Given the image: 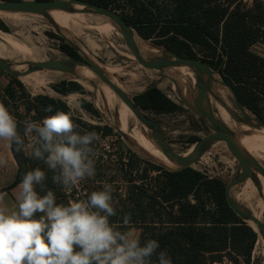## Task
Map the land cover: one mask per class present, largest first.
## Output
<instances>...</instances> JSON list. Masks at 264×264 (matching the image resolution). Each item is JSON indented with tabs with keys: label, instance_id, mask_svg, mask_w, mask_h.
<instances>
[{
	"label": "trees",
	"instance_id": "trees-1",
	"mask_svg": "<svg viewBox=\"0 0 264 264\" xmlns=\"http://www.w3.org/2000/svg\"><path fill=\"white\" fill-rule=\"evenodd\" d=\"M83 1L118 11L145 38H149L148 29L159 27L164 36L158 43L182 57L197 59L194 45L218 47L224 58L220 73L235 88L243 104L264 120V58L250 49L256 42L264 40V2L255 0L254 5L246 9L242 7V0ZM0 29L6 31L2 25ZM81 48L87 51L85 47ZM62 49L70 57H80L68 44L63 43ZM214 64L211 67H216ZM6 91L15 99L11 88H6ZM67 92L63 91L64 94ZM25 95V115L18 121L21 137L24 129L22 120L31 112L35 113L33 119L37 120L51 114L43 110L48 105H52L54 111L70 112L69 106L62 100L45 95ZM136 103L142 109L157 112L178 107L154 87L139 96ZM73 119L87 127L80 120ZM88 131L97 134L113 132L108 126L102 128L98 125L88 126ZM10 148L17 164V174L7 190L21 183L22 176L38 166L28 159L23 150L17 152L15 145ZM129 151V161L125 163L120 158L125 182L120 196L123 212H116L117 215L110 218L111 222L121 230L144 225L148 240L158 241V251L167 250L172 264H214L224 257L232 258V254L250 257L258 235L229 207L225 196L226 185L222 180L193 168L168 171ZM140 165L145 166V170L135 174ZM148 172L156 173L149 182ZM45 184L54 191L58 204H68L69 200L61 194V188L53 183L50 174H46ZM125 215L130 216L127 226L123 225Z\"/></svg>",
	"mask_w": 264,
	"mask_h": 264
},
{
	"label": "rangeland",
	"instance_id": "rangeland-1",
	"mask_svg": "<svg viewBox=\"0 0 264 264\" xmlns=\"http://www.w3.org/2000/svg\"><path fill=\"white\" fill-rule=\"evenodd\" d=\"M242 7H244L243 4ZM16 19H19V21H14ZM66 22L74 23L75 21L67 19ZM0 25L6 28V31L0 29L1 31L10 34L22 45L25 42L24 45L26 48H30V50L32 48L31 54L28 57H23L21 54L16 55V57L11 56L12 54L8 53V56L3 58L5 61L14 64V69L16 71L23 72L26 70L27 66L23 65L25 62H40L68 57L62 49L63 43L67 44V42L44 17L28 14H0ZM78 26L87 28L86 25L81 23H78ZM133 29L142 40H147L166 48L158 43L164 36V34L160 33L159 27L148 29L147 35L149 38L143 37L135 28ZM115 30L112 31V36L111 34L106 36L93 28L84 29L82 32L73 33V42L78 46L85 47L89 54L86 53V55L98 63L106 73L112 75L118 81L119 87L123 90L126 89V94L135 102L139 96L153 87L159 89L171 99L178 106L177 109L162 112H157L151 109H140L148 118L155 120L161 126L166 141L176 153L181 155L188 153L195 142L203 139L211 133L206 121L193 113L181 102L177 95L176 88L170 79L163 77L158 70H150L142 67L137 63L135 58L130 59L128 55L131 53L124 42L122 35L117 29ZM106 40H108L109 43ZM250 49L256 55L264 58V40L256 42ZM193 50L197 59L206 61L210 66L215 63L216 67L213 66V68L217 72H220V67L224 65V58L218 47L213 46L208 48L203 45H194ZM167 72L168 71L166 70L165 74L168 77L169 74ZM43 74L44 71H41L36 72L34 75L40 78H50L57 75L56 73H51L45 77ZM0 76L2 77V82H0V102L4 104L5 102L7 103L5 106L16 118L17 122L19 121V118L25 115V94H30L31 96L45 95L65 102L73 113V118L80 120L87 125V127H85L74 121L78 125L77 130L80 131L81 134L85 131L89 132L88 126L90 125H98L102 128L108 126L113 130L111 133H106L104 131L98 133L100 140L94 142L92 145L95 152V155L93 156L95 161V176L81 181L78 188H73L71 190H65L59 185L61 188V194L67 199V201L86 199L87 195H89L93 189H97V191L102 190L105 184H110L113 190V207L116 212H123V208L120 206V196L123 193L125 182L123 177L124 169L122 168L123 166H121L120 158L122 157L125 163L129 161L131 156L129 149L137 156H142L141 158L144 160L159 166L161 165L162 167H165V169L167 168L154 161L151 156L135 151V149L128 145L122 136L113 128V126L106 122L104 116L106 110L105 102H102L103 99H101L97 104L95 102V96L99 95L102 87L107 85L96 75L94 79H91L93 84L91 85V89L75 81L70 74L53 79L51 83L48 84H36L31 89L21 81V78H15L10 74L1 71ZM216 79L221 81V78L218 75H216ZM6 88H11L12 92H15V99L10 97ZM215 89L216 87L214 86V91ZM63 91L68 92L64 94ZM218 92L221 96L227 97L229 101L228 104L235 108L233 97L226 87L220 88ZM184 97L186 99L188 98L186 92ZM247 109L251 111L249 108ZM115 112L116 107L114 106L110 110V113L113 115ZM33 116H35V113L31 112L27 117L25 116V119L22 118V122L25 120L39 122L45 117L37 120L33 119ZM130 134L133 135L134 133ZM22 139L25 140L26 145L31 143V140L24 137L23 134ZM241 147L264 167L263 153L260 152L261 150L257 151L251 144H249V142L242 144ZM217 148L215 150H207L201 159L192 165V168L204 173L206 176L222 180L227 186L235 176L239 164L238 161L228 152L225 146L220 145ZM23 151L31 162L37 163V167L53 177L55 173L49 170L42 161L30 157L28 154L31 152L30 148ZM145 168V166L140 165L134 173L137 174L136 172H138L140 174ZM167 169L169 170V168ZM146 174L148 175L147 182L150 181L151 177L153 178L156 176V173L152 172ZM260 187L261 194L260 192L258 193V188L250 176L244 180L243 194L249 196L258 203H262L264 207V183L261 177ZM130 231L140 239L142 245L148 240V231L144 225L139 224L137 226H132ZM262 244L263 240L258 235V240L249 258L243 255L232 254V258L224 257L220 262L214 264H264V248Z\"/></svg>",
	"mask_w": 264,
	"mask_h": 264
},
{
	"label": "clouds",
	"instance_id": "clouds-1",
	"mask_svg": "<svg viewBox=\"0 0 264 264\" xmlns=\"http://www.w3.org/2000/svg\"><path fill=\"white\" fill-rule=\"evenodd\" d=\"M43 110L51 114L39 122L23 121V136L31 140L26 145L16 118L0 102V141L15 145L17 152L30 148V157L55 173L53 183L65 190L78 188L95 176L92 145L100 136L95 131L81 134L71 111H54L52 105ZM6 163L0 157V165ZM45 180L39 167L27 171L15 209L0 207V264H172L167 250L158 251V241L142 245L132 231L110 221L117 215L110 184L86 199L58 204ZM129 222L125 215L123 225Z\"/></svg>",
	"mask_w": 264,
	"mask_h": 264
},
{
	"label": "water",
	"instance_id": "water-1",
	"mask_svg": "<svg viewBox=\"0 0 264 264\" xmlns=\"http://www.w3.org/2000/svg\"><path fill=\"white\" fill-rule=\"evenodd\" d=\"M77 5L83 7L82 10H77L81 13L93 14L107 18L120 32L131 55L134 56L139 65L146 69L158 70L161 72L163 77L172 80V82L176 84L177 95L181 102L193 113L206 121L211 133L203 139L195 142L188 153L184 155L176 153L166 141L161 126L155 120L148 118L142 112L137 103L132 100L123 89L118 87L108 78L98 63L92 60L88 55L84 54L78 45L61 35L58 31L57 32L65 39L67 44L74 48V50L78 53L80 56L79 58L68 56L48 61H29L23 64L27 66V69L23 72L14 70V64L0 58V70L15 78H20L24 75L41 71L72 74L78 68L89 69L94 73V75L100 78L102 82L107 84L118 96V98L130 109L139 124L148 131L146 137L154 143V145L169 161L178 166L177 168H169V170L167 167L166 170L168 171H178L185 168H192V165L198 162L203 154L209 150L212 145L215 143H222L228 152L238 161V170L241 173L240 177L236 178L234 182L231 181L227 184L225 192L226 201L231 210L243 222L250 226L257 235L264 239V223L254 218L248 209L239 203L231 194L232 186L242 182L248 176L252 175V171H256L264 177V167L254 157L240 147L236 141V133L232 131L218 116H215L212 103L222 106L230 118L241 126L245 125L252 128H264V120L255 113L249 111L243 105L234 88L225 81L220 72H217L213 67L198 59L182 57L168 48H164L147 40L144 41L148 42L150 47L157 49L158 53L145 58L141 54L139 46L136 43V35H139L124 20L118 11L83 0H0V12L41 16L46 18L51 25L53 24L56 26L53 20L49 17V13L52 11L72 12L75 11V6ZM181 67L190 69L195 78L193 86H190V93H188L187 99L184 97L182 88L179 86L178 81L169 76L167 77L165 74L166 70L169 72V70ZM216 75L221 78V81L216 79ZM216 83L228 88L242 117L236 115L234 111L224 102L220 95L214 91ZM114 129L122 136L128 145L132 144L133 147L135 146V144L130 141L127 134L123 133L116 127ZM142 153L145 152L142 151ZM249 221L254 223L256 228L249 225Z\"/></svg>",
	"mask_w": 264,
	"mask_h": 264
},
{
	"label": "bare ground",
	"instance_id": "bare-ground-1",
	"mask_svg": "<svg viewBox=\"0 0 264 264\" xmlns=\"http://www.w3.org/2000/svg\"><path fill=\"white\" fill-rule=\"evenodd\" d=\"M82 8H83L82 6L77 5V6H75V11H72V12H64V11H52V12H50L49 17L53 20L54 24L56 25V26H54L52 24V27L56 31H58L61 35H63L64 37H66L67 39H69L72 42H73V33L74 32H82L84 29L93 28L96 31H98L99 33H102L106 36L110 35L112 33V31H114L116 29L111 24V22L103 16H95L93 14H85V13H81L80 11H77V10H82ZM0 14H12V13L0 12ZM67 19L74 20L75 22L74 23L66 22ZM78 23L86 25L87 28L78 26ZM112 35L113 34H111V36ZM106 41H108V40H106ZM108 43H109V41H108ZM136 43L139 46L141 54L145 58L158 53L157 49L150 47L148 45V42L142 40L137 35H136ZM24 44H25V42H24ZM23 45L20 44L19 42H17L13 38V36H11L10 34L5 33V32L0 30V58L3 59L4 57L8 56V53L12 54L11 56H16L18 54H21V55H23V57H28L31 54L32 48L30 50V48H26L25 45L24 46ZM79 48L81 49V51L83 53L88 54V52L86 50L82 49L80 46H79ZM128 56L130 59L131 58L134 59L133 55L129 54ZM18 63H20V62H18ZM104 72L106 73L105 70H104ZM35 73L36 72L20 77L21 81L30 89L33 88L36 84H40V83L48 84V83H51V81L53 79L60 78L61 76L66 75V74L61 73V72L44 71L43 75H45V77L51 73H56L57 75L54 77H50V78H40V77H37L36 75H34ZM168 74H169V77L178 81V84L182 88L184 96H185V92H186V94L190 93V86H193V84L195 82L194 74L191 72L190 69H188L186 67L175 68V69L169 71ZM70 75L75 79V81H77L81 85L91 89V85H93L91 79L92 78L94 79L95 75L89 69L78 68L74 73H72ZM106 75L114 84H116L119 87L118 81L112 75H110L109 73H106ZM173 84H174V87L176 88V84L175 83H173ZM215 87H216L215 92L217 94H219L218 90L220 88H223L224 86L216 83ZM220 97L224 101H226V103L229 102L227 97H224L221 95H220ZM101 99H103L102 102H105V109L106 110H105L104 116H105L106 122L109 123L110 125H112L113 128L116 127L118 129H120L123 133L127 134L130 138V141H132L133 144H135L134 147L132 144H130L131 147L135 149V151H138V152L143 151L146 154H149L155 161H157L158 163H160V164H162L168 168H177L178 167L175 163H172L168 159H160L159 158V157H165V156L154 145V143L146 137V134H148L147 133L148 131L139 124V122L136 120L134 114L118 98V96L114 93V91L108 85L102 87L101 93L99 95L95 96V102L97 104ZM212 105H213L215 116H218L232 131H234L236 133V135H237L236 141L238 142L240 147L242 144L249 142V144H251L254 149H256L257 151L261 150L260 152L263 153V160H264V128H252V127L245 126V125H243V126L238 125L237 123H235L230 118V116L227 114V112L225 111V109L222 106H220L219 104H215V103H212ZM114 106L116 107V112H115V114L112 115V113H110V110ZM126 121H127V125H126ZM128 130L137 131V132H141V133H137V134L132 135L129 133ZM220 145L224 146L222 143H215L209 149L215 150ZM238 168H237V171L235 173V176L232 178V182H234L235 179L240 177V175H241ZM250 176L254 180L256 187L258 188V193L260 192V194H261L260 177H261L263 183H264V177H262L256 171H252V175H250ZM250 176H248V177H250ZM243 191H244V180L242 182L237 183V184L232 186L231 194L239 203L246 206V208L248 209V211L252 214V216L254 218H256L257 220L264 223V207H263L262 203H258L257 201L253 200L249 196L243 194ZM248 223L253 228H256L255 224L252 223L251 221H249ZM260 238L263 240L262 245L264 248V239L261 236H260ZM258 254H259V252H258ZM263 254H264V250H263Z\"/></svg>",
	"mask_w": 264,
	"mask_h": 264
},
{
	"label": "crops",
	"instance_id": "crops-1",
	"mask_svg": "<svg viewBox=\"0 0 264 264\" xmlns=\"http://www.w3.org/2000/svg\"><path fill=\"white\" fill-rule=\"evenodd\" d=\"M0 76V82L1 81ZM0 157L6 160L5 165H0V190L6 189L13 184L17 174V164L14 160L11 148L4 141H0ZM20 184V183H19ZM15 185L9 190H4L0 193V207H5L9 211L16 207L15 197L19 192L18 185Z\"/></svg>",
	"mask_w": 264,
	"mask_h": 264
},
{
	"label": "flooded vegetation",
	"instance_id": "flooded-vegetation-1",
	"mask_svg": "<svg viewBox=\"0 0 264 264\" xmlns=\"http://www.w3.org/2000/svg\"><path fill=\"white\" fill-rule=\"evenodd\" d=\"M221 74V73H220ZM222 75V74H221ZM224 78V77H223ZM225 79V78H224ZM226 81V80H225ZM227 82V81H226ZM228 83V82H227ZM232 86V85H231ZM233 87V86H232ZM234 88V87H233ZM234 90H235V88H234ZM236 92V91H235ZM237 94V93H236ZM188 95V94H187ZM238 95V94H237ZM238 98H239V96H238ZM240 99V98H239ZM241 101V100H240ZM225 103H226V101H224ZM233 102H234V100H233ZM242 102V101H241ZM243 103V102H242ZM233 111H234V113L236 114V115H238V116H240V117H242V115H241V113H240V111L238 110V108L236 107V105H235V103H234V106H235V108L238 110V112H237V110L234 108V107H232V106H230V104H228V103H226ZM244 105V104H243ZM245 106V105H244ZM232 119V118H231ZM233 120V119H232ZM234 121V120H233ZM235 122V121H234ZM236 123V122H235Z\"/></svg>",
	"mask_w": 264,
	"mask_h": 264
},
{
	"label": "built area",
	"instance_id": "built-area-1",
	"mask_svg": "<svg viewBox=\"0 0 264 264\" xmlns=\"http://www.w3.org/2000/svg\"><path fill=\"white\" fill-rule=\"evenodd\" d=\"M257 1H262L264 2V0H257ZM255 3V0H242V4L246 9L251 8Z\"/></svg>",
	"mask_w": 264,
	"mask_h": 264
}]
</instances>
